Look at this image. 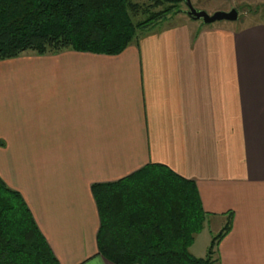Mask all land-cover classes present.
<instances>
[{
    "label": "crops",
    "instance_id": "crops-1",
    "mask_svg": "<svg viewBox=\"0 0 264 264\" xmlns=\"http://www.w3.org/2000/svg\"><path fill=\"white\" fill-rule=\"evenodd\" d=\"M228 24L187 16L116 55L0 60V177L60 264H116L92 186L145 167L195 183L211 234L194 256L230 221L214 264H264V22Z\"/></svg>",
    "mask_w": 264,
    "mask_h": 264
},
{
    "label": "trees",
    "instance_id": "trees-1",
    "mask_svg": "<svg viewBox=\"0 0 264 264\" xmlns=\"http://www.w3.org/2000/svg\"><path fill=\"white\" fill-rule=\"evenodd\" d=\"M154 1L174 3L154 11L132 0H0V60L27 50L120 54L139 30H152L184 0ZM142 12L146 18L135 21L132 15ZM148 168L92 186L101 216L99 252L116 264H214L231 222L213 237L205 257L194 256L189 247L206 220L195 183ZM0 264H60L21 194L1 177Z\"/></svg>",
    "mask_w": 264,
    "mask_h": 264
},
{
    "label": "rangeland",
    "instance_id": "rangeland-1",
    "mask_svg": "<svg viewBox=\"0 0 264 264\" xmlns=\"http://www.w3.org/2000/svg\"><path fill=\"white\" fill-rule=\"evenodd\" d=\"M133 2L142 4V5H150L151 10L161 11L164 10L168 5H173L174 2H162L160 4H155L154 0H132ZM194 7L199 10H206L210 14L214 13L217 10H230L232 8H236L239 12V17L235 21H217L214 23H222L225 22L228 25L241 27L246 24L256 23V22H264V0H191ZM173 10L169 12L167 16L160 19L153 27L154 29L159 28L161 26L169 25L172 23H176L179 21H185L187 16H189L187 11V5L185 1H180L175 3ZM133 19L135 21H141L146 18V14L137 13L133 14ZM190 17V16H189ZM201 23H204L202 20H199ZM147 30H139V33L142 35ZM140 35V36H141ZM215 232V231H214ZM211 234L210 229L203 228L195 234L192 245H190V252H196L197 254H203L204 244L209 241V235ZM216 235L217 233H212ZM195 243V244H194ZM209 249V248H208ZM208 252V251H207Z\"/></svg>",
    "mask_w": 264,
    "mask_h": 264
},
{
    "label": "water",
    "instance_id": "water-1",
    "mask_svg": "<svg viewBox=\"0 0 264 264\" xmlns=\"http://www.w3.org/2000/svg\"><path fill=\"white\" fill-rule=\"evenodd\" d=\"M187 5V14L195 19L202 20L205 24H211L217 21H235L239 17V12L236 8H232L228 11L217 10L210 14L206 10H199L192 4L191 0H184Z\"/></svg>",
    "mask_w": 264,
    "mask_h": 264
}]
</instances>
